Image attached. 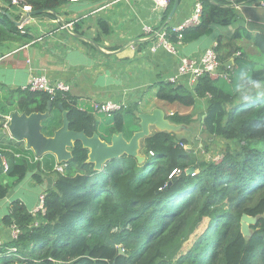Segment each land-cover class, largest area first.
I'll use <instances>...</instances> for the list:
<instances>
[{
	"label": "trees",
	"instance_id": "trees-1",
	"mask_svg": "<svg viewBox=\"0 0 264 264\" xmlns=\"http://www.w3.org/2000/svg\"><path fill=\"white\" fill-rule=\"evenodd\" d=\"M4 1L11 6L10 0ZM23 1L32 10L42 11L33 17H54L70 2ZM170 1L169 11L177 0ZM202 2L201 22L184 31L182 44L212 34L215 25L239 20L236 9L224 2ZM19 13L16 16L7 8H0V44L16 39L21 32L17 24ZM101 26H107L106 22L102 20ZM239 35L241 32L237 31L234 38ZM243 35L264 54V34ZM170 39L177 41L175 35ZM222 49L219 43L216 50L219 53ZM261 80L264 68L253 70L246 77L239 67L229 82L204 75L191 86L169 80L150 86L147 96H153L152 102L194 108L199 98L206 99L202 124L210 141L221 137L234 141V147L227 148L220 162L205 160L194 149L185 147L186 138L157 130L141 141L140 153L146 158L143 163L134 156L123 155L98 171L94 163L87 161L89 150L77 141L71 148L72 158L63 162L64 171H54V186L45 191L46 213L41 224H35V217L24 203L13 202L4 222L7 226L18 225L20 233L17 239L0 246V264H264V95L235 103L251 88L249 85ZM10 94L9 100L0 99V108L8 103L20 112H44L51 100L45 92L22 88ZM143 100L107 114L112 116L105 125L109 136L122 131L130 138L140 129L137 115L148 105ZM51 101L57 113L44 123L45 134L53 135L61 125L60 121L53 126L61 112L60 105L69 111L71 129L84 130L89 136L98 132L101 122L95 109L93 112L79 107L69 94H59ZM2 110L0 120L11 112ZM194 117L193 112L167 116L176 124L186 125L194 122ZM109 136L101 138L109 140ZM15 146L19 144L12 147L13 152L22 156L16 158L12 152L0 150V166L1 155H6L10 164L7 174L23 179L31 167L39 168L40 162H30L31 149H14ZM48 156L53 155L48 153L39 159ZM49 164L54 167L53 161ZM191 167L195 169L188 173ZM177 168L182 172L170 178ZM35 177L40 181L38 173ZM8 190L9 186L0 179V198ZM244 213L257 219L250 225L251 236H244L241 231ZM205 218L209 219L207 227L183 252L184 242ZM119 248L125 253L121 254Z\"/></svg>",
	"mask_w": 264,
	"mask_h": 264
},
{
	"label": "crops",
	"instance_id": "crops-1",
	"mask_svg": "<svg viewBox=\"0 0 264 264\" xmlns=\"http://www.w3.org/2000/svg\"><path fill=\"white\" fill-rule=\"evenodd\" d=\"M196 2L179 0L177 7L164 14L154 12L149 0L122 1L96 12L104 0H80L61 7L56 18L34 17L25 24L24 32H20L16 39L0 44V55L5 56L0 62V99L5 96L3 87H8L11 92L25 85L34 73H43L52 80L69 83V96L84 109L95 112L94 102L106 99L134 104L147 96L150 86L168 80L177 72L180 55L201 54L215 44L218 47L219 43L223 47L219 55L231 79L239 67L246 77L253 70L264 68V54L252 39L243 35L244 32L264 34V7L254 4L236 9L238 21L229 25H215L212 34L182 44L178 48L179 54H171L165 49L151 52L149 48L154 37H147L143 33L144 25L181 23L190 16ZM2 7L13 14L17 13L4 0H0ZM73 20H76L75 32L71 33L64 25ZM102 20L107 26H101ZM237 31L241 35L234 38ZM179 82H187L191 86L188 77L181 78ZM249 86L251 88L235 103L264 95V80ZM201 100L199 98L198 102ZM161 105L168 104L155 100L149 105L151 109H143V112H150ZM191 112L195 113V109ZM97 120L102 125L103 121ZM155 130L158 129L152 127V131ZM9 143L0 137V150L12 152L15 156L12 149L15 144L19 146L14 149H28L23 142ZM16 154L19 155L16 158L22 156V153ZM28 157L31 163L40 162V167H31L23 179L9 176L0 166V179L9 186L7 195L0 198V238L7 242L11 240V228L4 219L11 213L13 202L20 200L29 211L34 209L39 195L53 188L57 166L64 164L58 163L54 155L39 159L41 157L29 153ZM50 161L54 162L53 168ZM36 173L41 177L40 181L35 177Z\"/></svg>",
	"mask_w": 264,
	"mask_h": 264
},
{
	"label": "built area",
	"instance_id": "built-area-1",
	"mask_svg": "<svg viewBox=\"0 0 264 264\" xmlns=\"http://www.w3.org/2000/svg\"><path fill=\"white\" fill-rule=\"evenodd\" d=\"M11 6L14 7L17 11H20V23L18 24L21 32H24L25 24L32 20L34 17L29 16V12L32 11V7L26 4L23 0H10ZM79 0H70V2H78ZM122 1L128 0H104L103 5L97 7L95 10L98 11L104 7L112 6L114 4L120 3ZM152 4V10L158 13H166L169 8L171 1L170 0H149ZM220 2L226 3V5L233 7L234 9H238L243 5L254 4L264 7V0H217ZM203 13V2L202 0H197L194 5L193 11L183 20L181 23L173 24V25H161L155 26L151 24H145L143 27V33L147 37H154V41L150 46L151 52H157L160 49H165L171 54H179V46L183 43L184 31L187 28L197 26L201 22V17ZM59 10L55 12V18L58 17ZM74 22L76 20L71 21L70 23H66L64 28H67L69 32H75ZM175 35L177 41L173 42L170 39V36ZM217 45L215 44L212 47L206 48L201 54L192 55V56H179V64L177 68V72L172 75L168 80L170 82H178L183 77L189 78V83L193 85L200 77L204 75H208L211 79H223L226 81H231L230 73L227 72V69L223 68V62L220 59V55L216 50ZM5 58L4 55H0V62ZM23 90L29 91H41L45 92L50 96L51 100H54L59 94L62 96H66L71 91V86L69 83L63 80H52L47 75L43 73H34L30 76L28 82L21 87ZM128 105L124 101H118L115 99H106L102 101L94 102V109L99 113H106L108 115L115 113L121 110ZM9 120L10 115H4L3 119L0 120V131L5 132L11 138H13L9 131ZM185 146V145H184ZM16 157H19L18 154L15 153ZM223 155H216L213 160L218 162L222 160ZM65 168V164L57 166V170L63 172ZM10 169V164L6 155H1V170L4 173H7ZM181 169L177 168L172 171L170 174V178L179 175L181 173ZM45 199L46 192H43L38 197V202L34 209L30 212L35 217V224H41L44 221V214L46 213L45 208ZM11 228V240H15L18 238L20 233V228L15 223L9 226ZM9 240V241H11ZM7 241H4L0 238V246L5 244ZM15 250V248L13 249Z\"/></svg>",
	"mask_w": 264,
	"mask_h": 264
},
{
	"label": "water",
	"instance_id": "water-1",
	"mask_svg": "<svg viewBox=\"0 0 264 264\" xmlns=\"http://www.w3.org/2000/svg\"><path fill=\"white\" fill-rule=\"evenodd\" d=\"M177 4L178 0L175 7H177ZM41 12L40 10H32L29 12V16ZM50 17L53 18V16ZM19 23L20 21H17V24ZM53 109V102L48 100L44 112L34 111L28 114L25 111H11L9 114L11 136L18 141H24L26 147L31 149L36 157H43L45 154L50 153L56 157L58 163L69 161L73 156L71 148L75 146L77 141H80L83 147L89 150L87 161L94 163L95 169L98 171H102L109 161L118 159L123 155L134 156L139 163H143L146 158L140 153L141 141L152 134V127L157 128L158 131L177 132L185 125L170 121L165 117L163 109L156 107L150 112L138 113L140 129L135 131L130 138H127L124 132L119 131L113 132L109 140H104L97 131L89 136L84 130L71 129L69 111L64 110L60 105L62 123L54 130L53 135H47L43 131L44 123L52 117ZM0 133L4 132L0 131ZM194 169V167H191L187 172L191 173ZM256 222V217L246 213L242 215L241 231L244 236H251L250 225ZM119 252L121 254L125 253L123 248H119Z\"/></svg>",
	"mask_w": 264,
	"mask_h": 264
},
{
	"label": "rangeland",
	"instance_id": "rangeland-1",
	"mask_svg": "<svg viewBox=\"0 0 264 264\" xmlns=\"http://www.w3.org/2000/svg\"><path fill=\"white\" fill-rule=\"evenodd\" d=\"M3 89L5 90V92H4L5 97L4 98L7 101V100H9V97L11 95L10 90L8 87H6V88L3 87ZM152 100H153V96L148 95V96L144 97V100H143L144 104L145 105L148 104L146 106V109H148V110L151 109L149 105L153 103ZM207 106H208L207 100L203 99V100L198 102V106H196V108L194 107L192 109H191V107L187 108V107L179 106L177 104L161 105L160 108L163 109V111L165 112L166 118L168 115H171V114L176 113V112L179 114H185V115L191 114L192 113L191 111H194V109H195V113L197 111V113H196L197 117L195 116L196 117L195 121L192 122L191 124H188V125L185 124L184 126H186V127L183 126L179 131L173 132V133L179 137L186 138L188 140V144H186L185 147L187 149H194L199 158H202L205 160H212L216 155L222 154L224 156L227 148L228 147H234L235 142L230 141V140H226V139L221 138V137H216L210 141V137H209L208 133L204 130L205 127L202 124L203 113H204V110H206ZM1 110L9 113L10 111L15 110V109L14 108L11 109V105H9L8 103H5V105L2 106ZM183 112H185V113H183ZM56 113H57V109L55 110V108H54L52 110V116H54ZM96 117L99 120L103 121L102 125L98 126V129H97L98 133L100 134L101 137L107 139L109 136V132H108V128L105 129V125L107 124L108 119H111L112 116H108L107 114H103V113H98ZM60 121L62 122L61 112H59L57 114V120L53 126L56 127L57 125H59ZM153 128H155V127H153ZM156 131L157 130L152 131V133L156 132ZM0 137H1L2 141L8 142V143L9 142H12V143L23 142V143H25L24 141H18L15 138H11L5 132L0 133ZM9 144H11V143H9ZM220 161H218V162H220ZM55 171H58V170L56 169ZM59 172H61V171H59ZM208 221H209V219L205 218L204 221L201 223V225L196 229V231L194 233H192L190 235V237L184 242L183 247H182L183 252L188 250L189 248H191L192 245L197 241V239L200 237V235L202 234L204 229L207 227Z\"/></svg>",
	"mask_w": 264,
	"mask_h": 264
}]
</instances>
